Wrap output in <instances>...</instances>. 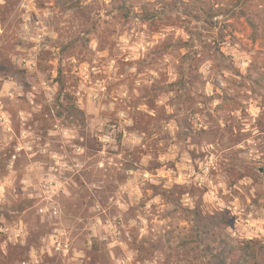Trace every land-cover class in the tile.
Wrapping results in <instances>:
<instances>
[{
    "label": "rangeland",
    "instance_id": "1",
    "mask_svg": "<svg viewBox=\"0 0 264 264\" xmlns=\"http://www.w3.org/2000/svg\"><path fill=\"white\" fill-rule=\"evenodd\" d=\"M249 242L264 264V0H0V264Z\"/></svg>",
    "mask_w": 264,
    "mask_h": 264
},
{
    "label": "trees",
    "instance_id": "2",
    "mask_svg": "<svg viewBox=\"0 0 264 264\" xmlns=\"http://www.w3.org/2000/svg\"><path fill=\"white\" fill-rule=\"evenodd\" d=\"M250 243H251V246H250ZM238 251H239L238 253L242 256V261H245L246 258H248L245 262H248V263H251V264H257L254 261V259H256V257H257L256 248H255V245L252 244V242H249V243L245 244ZM223 256L222 257H223V261H224L225 260V255H223Z\"/></svg>",
    "mask_w": 264,
    "mask_h": 264
}]
</instances>
